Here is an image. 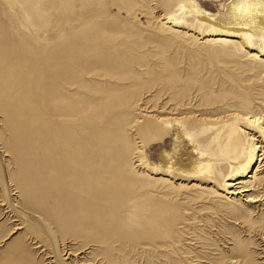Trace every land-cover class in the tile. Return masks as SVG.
I'll use <instances>...</instances> for the list:
<instances>
[{"label":"rangeland","instance_id":"374dc122","mask_svg":"<svg viewBox=\"0 0 264 264\" xmlns=\"http://www.w3.org/2000/svg\"><path fill=\"white\" fill-rule=\"evenodd\" d=\"M183 1L227 2L0 0V264H264V201L245 202L264 198V159L242 196L230 169L161 167L189 147L164 117L264 147L241 122L264 127V61L207 40Z\"/></svg>","mask_w":264,"mask_h":264},{"label":"bare ground","instance_id":"6f19581e","mask_svg":"<svg viewBox=\"0 0 264 264\" xmlns=\"http://www.w3.org/2000/svg\"><path fill=\"white\" fill-rule=\"evenodd\" d=\"M177 11L182 14L189 11L200 27H206L209 31L207 40L220 43L237 42L241 49L256 60L264 61V0H227L223 10L216 13L200 11L193 4L183 1ZM181 19L183 18L178 14H172L166 18V23L175 25ZM160 121L172 133H176L179 139L189 144V147L178 153L171 150V157L168 152L160 155L161 167L169 174L175 173L185 179H196L204 174L213 175L217 167L221 171L230 169L232 177L225 180V183L227 188L234 190H229L228 194L242 196L253 191L242 186L244 178H254L251 174H254L258 163L264 159L263 153L259 155L264 147L254 135L247 133L249 149L242 153L239 131L231 129L224 141L219 138L212 141L210 137L200 141L197 139L198 135L189 131L180 119L164 117ZM241 122L255 126L264 134V127L260 126L263 123L262 117L242 116ZM246 198V203L264 201V198Z\"/></svg>","mask_w":264,"mask_h":264}]
</instances>
